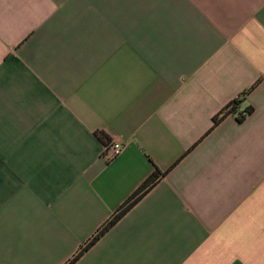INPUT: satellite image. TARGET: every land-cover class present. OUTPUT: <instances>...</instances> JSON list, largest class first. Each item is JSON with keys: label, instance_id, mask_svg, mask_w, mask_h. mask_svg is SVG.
<instances>
[{"label": "crops", "instance_id": "crops-1", "mask_svg": "<svg viewBox=\"0 0 264 264\" xmlns=\"http://www.w3.org/2000/svg\"><path fill=\"white\" fill-rule=\"evenodd\" d=\"M74 258L264 264V0H0V264Z\"/></svg>", "mask_w": 264, "mask_h": 264}, {"label": "trees", "instance_id": "trees-1", "mask_svg": "<svg viewBox=\"0 0 264 264\" xmlns=\"http://www.w3.org/2000/svg\"><path fill=\"white\" fill-rule=\"evenodd\" d=\"M244 103V94H242L237 100L234 99L231 101L226 108H224L215 118L213 127L222 123V121L228 116H235L239 123H243L245 118L248 115H251L252 109L251 107L242 108ZM100 140L105 143L108 142L107 139L103 135H99ZM163 173L159 172L157 168L154 169L151 176L143 182L142 185L137 189V191L130 197L126 203L114 214L112 219L108 221L101 229L97 232L94 238L91 239L90 242L86 244V246L81 250L80 253H84L92 244L98 241V239L111 227H113L120 218L125 215L129 210L139 201L142 197H144L154 186L159 182V180L163 177ZM81 256V254H80ZM76 258L71 260L68 264H73Z\"/></svg>", "mask_w": 264, "mask_h": 264}, {"label": "built area", "instance_id": "built-area-1", "mask_svg": "<svg viewBox=\"0 0 264 264\" xmlns=\"http://www.w3.org/2000/svg\"><path fill=\"white\" fill-rule=\"evenodd\" d=\"M124 150V143L120 141H111L104 143V150H102V159L106 160L107 162L113 161L116 159Z\"/></svg>", "mask_w": 264, "mask_h": 264}]
</instances>
